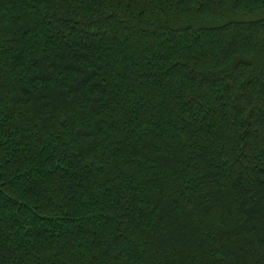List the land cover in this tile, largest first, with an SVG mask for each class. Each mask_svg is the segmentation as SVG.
<instances>
[{
    "label": "trees",
    "instance_id": "16d2710c",
    "mask_svg": "<svg viewBox=\"0 0 264 264\" xmlns=\"http://www.w3.org/2000/svg\"><path fill=\"white\" fill-rule=\"evenodd\" d=\"M0 264H264V0H0Z\"/></svg>",
    "mask_w": 264,
    "mask_h": 264
}]
</instances>
